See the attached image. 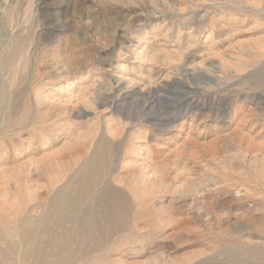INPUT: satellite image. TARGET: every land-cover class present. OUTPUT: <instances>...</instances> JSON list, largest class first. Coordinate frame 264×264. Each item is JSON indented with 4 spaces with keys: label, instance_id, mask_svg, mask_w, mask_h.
Returning a JSON list of instances; mask_svg holds the SVG:
<instances>
[{
    "label": "rangeland",
    "instance_id": "obj_1",
    "mask_svg": "<svg viewBox=\"0 0 264 264\" xmlns=\"http://www.w3.org/2000/svg\"><path fill=\"white\" fill-rule=\"evenodd\" d=\"M228 1L0 0V217L46 219L100 141L86 206L121 195L129 231L76 264H235L264 244V0Z\"/></svg>",
    "mask_w": 264,
    "mask_h": 264
},
{
    "label": "bare ground",
    "instance_id": "obj_2",
    "mask_svg": "<svg viewBox=\"0 0 264 264\" xmlns=\"http://www.w3.org/2000/svg\"><path fill=\"white\" fill-rule=\"evenodd\" d=\"M228 2L230 3L231 1L229 0ZM235 2L237 3L238 1ZM7 60L10 61V58L8 57ZM28 63H30L29 60ZM25 83V78H22V85ZM25 94L26 92L24 91V94L17 101L24 106L22 110L24 116L29 114L32 109L30 108L32 106L28 105ZM0 103L2 105L0 110L1 121L6 117L8 111L11 110L9 108L10 100L5 93L1 65ZM10 113H12V110ZM22 119L24 120L25 118H21V121H23ZM24 122H26V119ZM8 123H10V119ZM107 146L105 143L100 144L99 141V148H96L95 153L84 166V174L80 175L81 177L76 181L72 189L69 192H67L68 190H58L54 198V204L49 208L46 219L34 221V218L24 216L17 221L11 222V220L7 221L4 217H0V242H4V247L0 245V264H76V261L85 254L98 253L112 240L114 241L118 234L129 231L128 226L130 224L127 214L130 210V205L128 200L121 195H115L113 199L111 198L110 206L106 212L102 214L100 212L101 215L95 214L97 211L92 212L86 206L87 202L94 198V191L96 185H99V180L105 176ZM106 198L108 199L109 197L103 195L101 199L104 200ZM106 223L109 228L105 230L103 227ZM53 225H67V228L55 232L49 228ZM56 241L57 244H55ZM72 243H76V245L72 246ZM236 247L238 250L231 254L234 257L235 264H244L246 260H259L260 264H264V244L251 247L238 245Z\"/></svg>",
    "mask_w": 264,
    "mask_h": 264
}]
</instances>
